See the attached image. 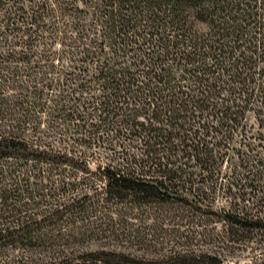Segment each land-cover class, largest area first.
<instances>
[{
  "label": "trees",
  "instance_id": "trees-1",
  "mask_svg": "<svg viewBox=\"0 0 264 264\" xmlns=\"http://www.w3.org/2000/svg\"><path fill=\"white\" fill-rule=\"evenodd\" d=\"M0 264H264V0H0Z\"/></svg>",
  "mask_w": 264,
  "mask_h": 264
}]
</instances>
